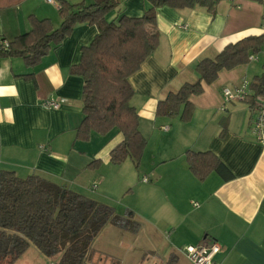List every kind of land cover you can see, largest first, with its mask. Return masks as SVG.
I'll return each mask as SVG.
<instances>
[{
    "label": "crops",
    "instance_id": "obj_1",
    "mask_svg": "<svg viewBox=\"0 0 264 264\" xmlns=\"http://www.w3.org/2000/svg\"><path fill=\"white\" fill-rule=\"evenodd\" d=\"M58 1L25 0L0 9V37L10 42L29 32L30 16L49 19L58 29L62 22ZM63 1L93 4V0ZM150 7L147 0H121L106 18L141 17ZM261 17L256 0H221L214 13L202 7L156 10L157 48L129 78L134 92L131 106L146 140L138 168L131 159L110 163V151L122 141L117 130L105 136L91 133L88 142L75 139L83 118L82 80L70 75L69 69L97 34L94 26H75L34 68L21 58H1L0 172H12L19 179L35 175L103 204L123 202L130 193L126 207L150 227L149 233L166 239L168 256L174 255L176 264L187 260L184 246L206 241L222 247L218 264H264V147L251 134V97L228 104L222 100L223 88L243 80L251 83L263 74L264 63L221 71L215 82L191 97L188 122L178 116H155L157 103L168 93L199 79L198 62L213 59L229 44L261 35ZM49 99L59 102V108L45 107ZM188 150L213 153L231 178L212 172L198 181L185 161ZM95 160L100 166L89 169ZM29 249L50 261L34 247ZM160 258L151 256L143 264H161Z\"/></svg>",
    "mask_w": 264,
    "mask_h": 264
},
{
    "label": "trees",
    "instance_id": "obj_2",
    "mask_svg": "<svg viewBox=\"0 0 264 264\" xmlns=\"http://www.w3.org/2000/svg\"><path fill=\"white\" fill-rule=\"evenodd\" d=\"M25 0H0V9L14 7ZM150 9L141 17L120 16L108 21L121 0H93V4L71 5L58 1L57 14L61 25L54 30L49 19L28 18L30 31L9 42L3 57L21 58L34 68L42 58L71 35L77 25L94 26L97 34L81 48L80 60L69 74L82 80V115L75 139L88 142L91 133L105 136L112 130L122 141L109 153L112 165L131 159L138 168L146 140L139 131L138 116L131 106L134 92L129 78L156 50V10L202 7L214 13L221 0H147ZM264 49V35L249 36L227 45L213 59H203L195 67L199 79L184 84L177 92L168 93L157 103L155 116L191 119V97L203 92V85L216 81L221 71H230L249 63L251 54ZM264 70V64H263ZM249 99L254 109L255 98L264 95V71L255 78ZM191 174L203 182L212 172L225 179L231 174L211 152H185ZM100 166L95 160L89 169ZM111 226L137 234L141 225L131 210L118 214L114 208L77 194L38 176L19 179L12 172H0V264H14L30 247L55 264H89L92 245L103 230ZM171 255L165 264H176Z\"/></svg>",
    "mask_w": 264,
    "mask_h": 264
},
{
    "label": "rangeland",
    "instance_id": "obj_3",
    "mask_svg": "<svg viewBox=\"0 0 264 264\" xmlns=\"http://www.w3.org/2000/svg\"><path fill=\"white\" fill-rule=\"evenodd\" d=\"M260 63H264L263 56L260 54ZM142 181V179H141ZM143 182V181H142ZM127 197L110 201L105 205L110 206L117 211L124 212L128 209L130 193ZM135 197V194L134 196ZM141 225L137 234L123 232L114 227L108 228L104 234L97 238L92 245L90 263L92 264H143L149 262L152 257L161 260L165 264L170 256L168 244L159 234H151L150 227L143 224L141 218H135ZM160 256V257H159ZM159 257V258H158ZM51 261V262H50ZM47 261L32 249L27 250L14 264H55V260ZM180 264H190L187 260L181 258Z\"/></svg>",
    "mask_w": 264,
    "mask_h": 264
},
{
    "label": "built area",
    "instance_id": "obj_4",
    "mask_svg": "<svg viewBox=\"0 0 264 264\" xmlns=\"http://www.w3.org/2000/svg\"><path fill=\"white\" fill-rule=\"evenodd\" d=\"M52 3V0H46ZM262 7L261 17V34L264 35V0H256ZM9 41L0 37V50H7ZM260 54L264 59V49L259 53L251 54L248 58L249 62H257L260 60ZM250 82L247 80L241 81L240 84L222 89V100L224 104L230 102H245L253 93L250 89ZM49 109H58L59 102L49 99L43 103ZM251 134L254 140L264 147V95L255 98L254 116L251 120ZM143 182H148L146 178ZM182 252L190 264H218L217 257L222 252V247L214 241H206L197 245H186L182 248Z\"/></svg>",
    "mask_w": 264,
    "mask_h": 264
}]
</instances>
